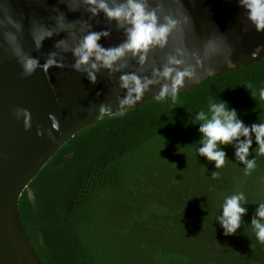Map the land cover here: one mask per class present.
<instances>
[{
    "label": "trees",
    "instance_id": "16d2710c",
    "mask_svg": "<svg viewBox=\"0 0 264 264\" xmlns=\"http://www.w3.org/2000/svg\"><path fill=\"white\" fill-rule=\"evenodd\" d=\"M262 89L264 59L179 92L175 103L152 99L70 138L18 200L39 262L264 264V243L252 224L264 203V156L255 135L251 175L236 156L239 141L218 145L226 157L217 169L199 155L204 137L197 120L200 111L210 117V104L224 102L246 127L264 123ZM239 192L246 212L236 232L225 234L222 205Z\"/></svg>",
    "mask_w": 264,
    "mask_h": 264
},
{
    "label": "clouds",
    "instance_id": "9594fccd",
    "mask_svg": "<svg viewBox=\"0 0 264 264\" xmlns=\"http://www.w3.org/2000/svg\"><path fill=\"white\" fill-rule=\"evenodd\" d=\"M69 11H77L82 6L93 18L101 13L109 22L123 29L124 41L115 47L105 48L99 42L110 36V31L96 32L91 30L87 21L70 22L58 8L52 9L56 15L50 17L49 25L33 16L25 26L26 17H19L10 7L11 0H0V50L15 59L20 66L23 78L34 76L37 72L47 75L49 69L71 68L77 74L83 75L95 85L98 75L107 73L109 79L116 74L118 89L124 93L116 97L115 112L111 104H101L98 109V118L104 115H125L129 110L141 102L151 86L160 85L156 100L171 99L175 103L179 97V90L186 82L195 83L199 76L197 69L202 68L204 61H211L216 57L231 55V48L226 38L215 30L207 35L197 31L196 22L185 6L183 0H61ZM195 6V0H192ZM239 7L246 13L247 21L257 32L264 33V0H238ZM61 32L68 34L66 39L56 43L53 51L47 54L43 63L39 53L45 40ZM79 33V34H78ZM26 35L27 38L26 39ZM31 42V47L26 46ZM171 51L166 56V63L162 70L154 69L152 77L143 76L136 71H127L128 59L136 60L143 70L149 53L153 50ZM261 49H257V53ZM71 54L72 63L65 62L67 54ZM212 75L214 69H204ZM251 87V85H249ZM264 100V89L259 93ZM59 102V101H58ZM210 117L200 111L197 120L202 121L199 131L204 139L199 155L214 162L217 169L225 165L226 154L218 145H228L239 141L236 156L240 162L246 164L244 175H251L256 168L255 160H247L249 148L252 145L250 134H254L258 144V155L264 156V123L246 127L237 119L234 109L229 110L224 102L210 104ZM12 115L23 122L25 131L32 128V115L26 108L17 107ZM51 129H59V121L54 114H49ZM47 131L48 139L56 142V136L51 130L37 129V136L43 137ZM240 137L247 139L240 141ZM218 176L214 174V178ZM30 201L35 197L28 192ZM245 201L244 192L228 196L222 205L220 223L225 234H234L240 227L241 217L246 209L241 206ZM260 220H253L255 235L259 242L264 243V203H260L257 210Z\"/></svg>",
    "mask_w": 264,
    "mask_h": 264
},
{
    "label": "water",
    "instance_id": "95a60500",
    "mask_svg": "<svg viewBox=\"0 0 264 264\" xmlns=\"http://www.w3.org/2000/svg\"><path fill=\"white\" fill-rule=\"evenodd\" d=\"M183 2L201 35L215 30L226 38L231 48V55L227 58L231 64L223 56L204 61L203 67L197 69L198 81L186 82L180 93L196 89L221 73L246 68L264 59V33L257 32L247 21L238 0H195V6L192 0ZM10 7L18 17L21 14L26 17V28L33 16L51 25L50 17L56 15L52 9L58 8L70 22L87 21L92 31H110V36L99 42L105 48L118 46L125 39L123 29L118 28L115 22H109L103 13L93 18L83 6L77 11H69L61 0H11ZM67 36L66 32L54 35L44 41L39 53L33 51L32 54L39 56L43 63L48 53L57 51L56 43ZM26 46L31 47V42L26 41ZM258 48L261 51L256 54ZM170 51L168 48L150 52L143 70L136 60L129 58L127 71H136L151 78L154 69L162 70ZM65 62L72 63L70 53ZM209 66L214 69L212 75L204 70ZM119 75L109 79L107 73L102 72L93 85L70 67H53L47 75L37 72L32 77L23 78L15 59L0 50V264H41L21 227L18 200L39 171L70 138L101 119L115 116L98 118V109L101 104H111L115 112L116 97L124 95L117 87ZM159 91L160 85L151 86L144 99L131 110L156 99ZM17 107L30 111L32 128L29 131H25L23 122L12 115ZM50 113L59 121L58 130L51 129ZM38 128L51 130L56 142L48 139L47 131L43 137L37 136Z\"/></svg>",
    "mask_w": 264,
    "mask_h": 264
}]
</instances>
